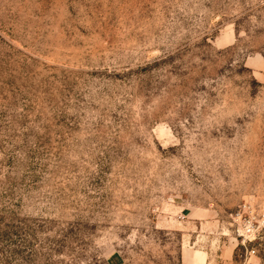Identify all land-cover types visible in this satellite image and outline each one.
<instances>
[{"label":"rangeland","instance_id":"1","mask_svg":"<svg viewBox=\"0 0 264 264\" xmlns=\"http://www.w3.org/2000/svg\"><path fill=\"white\" fill-rule=\"evenodd\" d=\"M117 255L264 264V0H0V264Z\"/></svg>","mask_w":264,"mask_h":264},{"label":"built area","instance_id":"2","mask_svg":"<svg viewBox=\"0 0 264 264\" xmlns=\"http://www.w3.org/2000/svg\"><path fill=\"white\" fill-rule=\"evenodd\" d=\"M254 227L251 223H248L247 225H244V227L242 228V232L240 233V237H243L244 235H251L254 232ZM240 232V231H238Z\"/></svg>","mask_w":264,"mask_h":264},{"label":"crops","instance_id":"3","mask_svg":"<svg viewBox=\"0 0 264 264\" xmlns=\"http://www.w3.org/2000/svg\"><path fill=\"white\" fill-rule=\"evenodd\" d=\"M113 261H115V263ZM122 261H123V258L121 257V255H117V256H114L113 258H111L108 261V264H121Z\"/></svg>","mask_w":264,"mask_h":264}]
</instances>
